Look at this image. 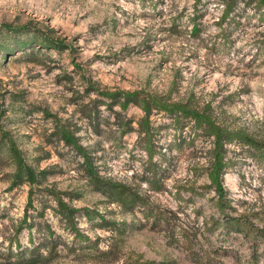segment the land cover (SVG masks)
<instances>
[{
	"label": "rangeland",
	"instance_id": "obj_1",
	"mask_svg": "<svg viewBox=\"0 0 264 264\" xmlns=\"http://www.w3.org/2000/svg\"><path fill=\"white\" fill-rule=\"evenodd\" d=\"M221 7V0H0V129L27 163L45 170L31 185L29 224L13 232L28 184L8 185L13 162L0 138V264H14L8 249L44 239L54 242L48 253L39 245L45 259L24 264H141L139 258L264 264V240L254 244L219 221L205 175L211 136L187 117L175 125L172 114L151 107L152 159L161 184L153 189L142 178L141 108L136 102L121 108L95 90L138 89V97L148 92L184 101L205 107L220 124L264 138V9L254 0H233L218 21ZM47 40L61 43L44 45ZM124 121L127 130L118 134ZM59 125L84 146L99 175L143 194L151 212L140 205L124 209L95 188L81 155L58 138ZM224 155L221 182L234 208L224 210L264 220L259 153L229 141ZM49 189L114 223L100 224L98 215L87 218L78 209L73 219L83 236L76 239Z\"/></svg>",
	"mask_w": 264,
	"mask_h": 264
},
{
	"label": "trees",
	"instance_id": "obj_2",
	"mask_svg": "<svg viewBox=\"0 0 264 264\" xmlns=\"http://www.w3.org/2000/svg\"><path fill=\"white\" fill-rule=\"evenodd\" d=\"M197 2L198 0H192ZM222 7L218 18L222 20L227 16L230 10L233 0H221ZM255 6L257 8L264 9V0H254ZM196 13L191 12L189 19L191 23L190 31H196L195 22ZM222 33V32H221ZM223 35V34H222ZM224 38V36L222 37ZM44 45L57 46L60 45V41L50 40L43 42ZM97 93L106 95L110 97V101H117L119 107H124L128 102H136L142 110V115L139 119V129L143 134V143L146 158L144 163V168L147 174H143V180L149 183V186L153 189H160L161 184L156 174V165L152 159L153 148L151 143V133L149 128L148 114L151 107H156L167 113L173 115L175 125L178 124L179 116L187 117L192 121V127L200 126L204 133L211 136V146L209 149L210 160L208 166L205 170V175L207 178L206 184L211 186L215 194L214 203L217 210L221 213L222 217L220 222L226 227V230H232L240 232L245 237L255 241L264 240V220L255 222L249 215V211H235L233 213L226 212L224 206L234 209L227 196L225 195V190L223 189L221 182V173L224 166L227 163V159L224 155L225 143L229 141H235L245 146L252 147L259 153V159L262 162L264 169V138L257 137L239 127L230 128L223 124L217 122L206 110L205 107L196 108L187 104L184 101L179 100H165L159 98L155 94L145 92L143 95L138 97V89H120L114 88L111 90L95 89ZM127 122H120L118 126V134L123 133L127 130ZM57 136L63 142L69 143L80 155L81 161L84 167V171L92 183V185L103 192L107 199L110 201H116L122 208L131 209L134 206H142L145 210L143 213L151 212L150 206L146 203V198L143 194L139 193L137 190L129 186L127 183L111 179L109 177H104L99 175L90 162V157L88 152L85 150L84 146L80 144L74 134L66 127L59 125L57 127ZM176 142L182 140V136L178 135L176 132ZM190 136H188L189 138ZM0 138L5 142V148L8 152L9 158L13 162V169L10 172V178L8 185H13L22 180H25L28 184L25 195V203L23 205L22 213L17 223L14 226L13 232H15L21 224H29L26 220L28 215L27 207L31 205V185L32 183L39 182V180L44 175V168H34L29 163H27L21 153L20 148L14 142L13 138L8 134L5 129H0ZM53 194L56 204V211L63 218L64 222L72 230L73 235L77 239L78 236H83L75 225L73 219L74 212L80 209V212L85 217H91L94 213L99 217L100 224H106L108 222L114 223V220L105 219L102 214L95 210L89 209L84 206H73L65 202L64 199L54 190L49 189ZM213 223L217 220L215 218L210 219ZM218 222V221H217ZM46 230V237L48 238L51 229L47 224H44ZM16 244V243H15ZM76 244V242H75ZM39 245L45 247V253H48L50 249L53 248L54 242L44 239L43 243L32 244L30 246L22 245L20 247L14 248V250H7V255H12V261L14 264H24L28 262H33L37 260H44L45 254H42L37 249ZM73 247V246H71ZM139 257V253H136L133 260L137 261L136 258ZM141 264H154L150 258H139ZM132 261V260H131Z\"/></svg>",
	"mask_w": 264,
	"mask_h": 264
}]
</instances>
